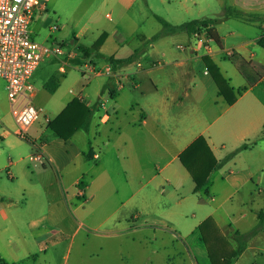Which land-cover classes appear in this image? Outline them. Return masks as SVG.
Instances as JSON below:
<instances>
[{
    "label": "crops",
    "instance_id": "crops-1",
    "mask_svg": "<svg viewBox=\"0 0 264 264\" xmlns=\"http://www.w3.org/2000/svg\"><path fill=\"white\" fill-rule=\"evenodd\" d=\"M116 1L124 11H130L138 0ZM215 1L220 9L209 17L203 14L206 12L204 6H211L212 0H203V6L196 1L188 6L182 1V9L189 14L193 6H199L200 19L190 21L217 20L211 28L221 46L206 31L192 36L185 32L167 34L151 43L147 41L154 35H137L143 47L122 57L117 56L119 46L113 48L109 57L104 55L109 41L107 32L96 36L92 45H85L92 47L105 36L99 50L89 57L102 64L101 67L93 65L96 73L89 74L106 79L103 91L96 95L95 102L87 104L86 88L82 85L75 97L95 108L90 128L88 131L80 129L64 140L49 128L53 119L39 108L38 121L43 117V123H35L29 133L35 142L42 144L46 162L41 164L34 160L33 146L31 154L14 158L7 149L0 148V238L11 229L22 231L28 226L26 220H77L83 205L100 202L96 194L101 192L110 194L120 190L129 194L124 205L133 206V220H142L149 217L146 210L156 202L155 194L160 187L164 188L161 191L165 196L164 206L172 208L164 209L160 217L179 229V220L188 207L185 192L191 191L199 203L214 202L217 201L215 183L221 181L229 187L230 198L243 191L249 194L251 205L256 208L253 211L255 220L249 222L246 215L241 220L225 219L217 215L220 208L204 209L206 215L195 223L191 235L186 234L192 254L197 263L211 264L198 227L212 218L220 235L236 253L232 264H239L247 255L253 258L249 264H264V222L260 223L258 218L259 212L264 213V0ZM45 5L47 8V2ZM227 8L242 11L244 19L226 16ZM173 22V25L186 23ZM118 42L119 45L125 43L122 38ZM136 51L140 52L138 59L118 70L109 62L110 58H127ZM154 51L160 52L167 61L156 59ZM204 56L213 60L237 95L233 105H228L219 94L203 62ZM89 58L84 57L85 60ZM110 66L112 72L107 73ZM165 67L172 70L156 75ZM201 67L202 74L199 73ZM129 68L136 71L122 73ZM147 70L148 76L141 80L142 73ZM59 72L62 75L67 73L66 64ZM248 79L256 83L250 86ZM159 82L165 89L162 95ZM59 87L55 77H50L44 85L52 94ZM71 93L75 94L73 90ZM146 96L149 98L141 101ZM125 102L127 104L123 105ZM11 134L0 118V140L11 137ZM199 137L205 138L218 162L243 145L247 144L248 148L214 172L208 184L195 193L196 185L179 156ZM5 155H8V162L1 167ZM94 161L98 163L93 164ZM119 171L124 179L118 183L114 181L113 172ZM14 184L16 188L12 186ZM79 189L83 190L84 197L79 198ZM201 192L208 194L207 198H196ZM173 204L177 211L173 210ZM247 224L248 227L244 228ZM180 237L186 240L181 233ZM240 242L244 244L240 245ZM10 255L13 257L16 253L11 251ZM20 261L13 259L9 264Z\"/></svg>",
    "mask_w": 264,
    "mask_h": 264
},
{
    "label": "rangeland",
    "instance_id": "rangeland-1",
    "mask_svg": "<svg viewBox=\"0 0 264 264\" xmlns=\"http://www.w3.org/2000/svg\"><path fill=\"white\" fill-rule=\"evenodd\" d=\"M182 1L188 6H192L194 1L203 6V0H138L132 10L124 11L123 6L116 0H44L45 4L47 2L48 13L42 15L37 13L30 30L37 42L62 47L63 53L59 57L52 56L45 59L35 73L34 104L43 110L44 115L54 120L76 99V94L79 93L82 85L86 88L85 103L95 102L96 95L103 91L106 79L93 77L84 65L88 63L101 67L102 64L95 59L85 60L80 47L92 45L96 36L107 32L109 41L104 55L109 57L113 48L118 46L117 56L128 55L144 45L137 35L144 34L151 37L164 31L156 16L171 24L174 23L173 21L182 23L191 19H200L199 6H193L191 13L187 14L182 9ZM204 7L206 12L203 14L208 17L213 16L212 12L220 9L215 0H212L211 6ZM54 27L58 29L52 31ZM134 29L136 32L133 31ZM85 30V34L81 35ZM120 38L125 43L119 45ZM153 54L156 59L167 61L160 52L154 51ZM142 62L144 65L147 63L146 60ZM64 64L67 73L62 75L59 69ZM171 70V67H165L156 75ZM124 71L135 72L136 69L129 68L122 73ZM146 72L148 70L142 73L141 80L146 79L145 75L148 74ZM199 73H203V67L199 69ZM50 77L57 78L60 83L58 91L54 94L44 88ZM161 86L160 95L165 93L162 84ZM71 90L75 94H72ZM103 95L107 96V94ZM137 95H140V92H137ZM148 98L149 96L142 97L141 101ZM126 104L127 102L123 103ZM109 106L107 104L111 112ZM0 118L12 131L11 137L0 140V148L7 149L13 158L17 155L31 154L32 144L15 133L17 124L10 110L6 84L2 78H0ZM43 119L41 117L40 121L36 122L37 125L43 123ZM29 137L31 138L30 133ZM7 159L8 155H5L1 160V167L8 162ZM97 163L98 161L93 162V164ZM113 178L119 183L124 179V175L120 171L113 172ZM12 186L16 188L17 185ZM215 187L217 201L206 200L204 205L196 201L191 191L185 192L187 194L184 197L188 207L179 220V229L170 226L160 217V212L164 209L172 210L170 206H164L165 196L161 194L164 189L162 187L155 194L156 202L146 210L149 217L142 220H133L132 215L135 213L133 206L124 205L129 194L121 193L120 190L110 194L101 192L96 194L100 202L97 201L98 203L95 202L91 206L83 205L77 220H26L28 226L22 231L11 229L0 238V260L7 264L13 259L21 260L16 264H207L197 263L186 236L187 233L191 235L195 223L206 215L204 209L209 211L220 208L217 215L225 219L231 217L233 220H241L246 215L245 218L249 222L255 220L253 211L256 208L252 207L246 191L230 198L229 187L223 182L220 181L218 184L216 182ZM207 196L208 194L201 192L196 198H207ZM145 197L144 195V199ZM173 206V210L177 211L176 205ZM245 227H248V224ZM180 233L186 240L180 237ZM203 244L207 252V247H211L213 253H218L212 241L208 246ZM243 244L244 242H240V245ZM40 249L43 251L40 252ZM11 251L15 252L16 256L12 257ZM225 251L229 254L232 250L227 246ZM252 259L247 255L239 264H249Z\"/></svg>",
    "mask_w": 264,
    "mask_h": 264
},
{
    "label": "trees",
    "instance_id": "trees-1",
    "mask_svg": "<svg viewBox=\"0 0 264 264\" xmlns=\"http://www.w3.org/2000/svg\"><path fill=\"white\" fill-rule=\"evenodd\" d=\"M225 15H229L238 19H244L245 13L236 9L227 8L225 10ZM156 19L161 23L164 31L155 34L150 40L147 41V43L157 41L167 34H177L185 32L189 36H192L202 31H206L209 37L219 46H221L216 32L211 28V26L217 22V20L215 19L193 20L181 25H173L159 16H156ZM104 39L105 36H102L92 47L81 46L80 50L83 56L87 58L91 57L93 53L99 50ZM139 54L140 52L136 51L127 58H110L109 62L115 70H118L135 62L138 59ZM202 59L219 89V94L224 97L228 105H233L237 101V95L233 92V89L230 87L228 81L222 75L218 66L209 56H204ZM262 73H264V68H262ZM243 75L245 76V73ZM245 77L247 78V76ZM248 83L250 86H252L256 83V81H250L248 79ZM56 86L57 84H55V87ZM52 91H54V89ZM94 109V107H88L86 104L81 102V100L76 98L54 120L49 123V128L60 138L67 140L80 129L84 131L89 130ZM247 148V144L243 145L242 147L227 155L222 161L218 162L214 157L213 152L210 149L205 138L199 137L183 153L180 154L179 159L184 168L192 177L196 185L195 193H197L208 184L209 179L214 172L221 169L224 164L230 161L240 151ZM258 218L260 220V223H263L264 213L259 212ZM198 229L201 235V241L205 243V245L208 246L209 242L211 241L216 245L218 252L217 254L212 252L211 247L208 248L206 246L208 249V255L211 264H232L231 261L236 257V253L234 251H231V253L228 254L225 251L226 247L229 244L226 239L222 237V235H220L214 220L212 218L206 219L200 224ZM257 230L258 229L254 230L253 232L256 233ZM0 264L7 263L0 260Z\"/></svg>",
    "mask_w": 264,
    "mask_h": 264
},
{
    "label": "built area",
    "instance_id": "built-area-1",
    "mask_svg": "<svg viewBox=\"0 0 264 264\" xmlns=\"http://www.w3.org/2000/svg\"><path fill=\"white\" fill-rule=\"evenodd\" d=\"M46 12L44 0H0V78L6 84L10 110L17 124L16 135L32 144V157L41 164L46 162L42 144L29 137L30 128L38 122L41 114L34 104L33 76L46 58L63 53L59 46L37 42L30 30L37 13ZM56 29L58 27L52 31ZM85 68L88 73H96L93 65L86 64ZM111 72L110 66L107 73ZM78 195L84 197L82 189Z\"/></svg>",
    "mask_w": 264,
    "mask_h": 264
}]
</instances>
